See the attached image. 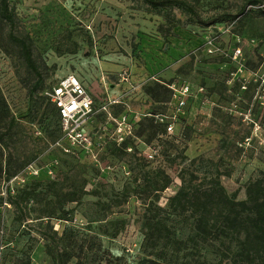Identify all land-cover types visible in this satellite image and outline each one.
<instances>
[{"label":"rangeland","instance_id":"1","mask_svg":"<svg viewBox=\"0 0 264 264\" xmlns=\"http://www.w3.org/2000/svg\"><path fill=\"white\" fill-rule=\"evenodd\" d=\"M175 1L187 2L196 15L177 3L153 7L145 0H9L15 24L0 21V264H217L214 251L199 243L195 220L202 204L210 210L219 196L200 203L194 196L205 194L212 177L228 197L244 200L249 180L264 172V0ZM139 15L158 30L162 44L155 50H138ZM108 18L111 30H95L93 22ZM233 22L220 41L226 54H203L207 29L216 33ZM174 23L185 30V42L169 39L181 38ZM119 30L128 62L120 65L129 72L135 65L160 74L161 53L186 48L172 56L168 79L143 88L149 112L170 116L165 84L173 81L203 86L209 103L191 118L188 105L168 135L167 119L142 117L126 146L105 145L96 162L65 151L70 146L59 140L47 92L87 66L91 81L102 86L93 70L105 72L99 65L106 59L96 52ZM12 34L28 43L39 73ZM237 47L241 54L234 57ZM113 76L109 82L117 83ZM104 121L97 117L92 129ZM116 127L110 125V134ZM183 183L185 209L171 205Z\"/></svg>","mask_w":264,"mask_h":264},{"label":"trees","instance_id":"2","mask_svg":"<svg viewBox=\"0 0 264 264\" xmlns=\"http://www.w3.org/2000/svg\"><path fill=\"white\" fill-rule=\"evenodd\" d=\"M146 3L153 7L161 4H178L196 15L193 8L185 1L175 0H145ZM264 13V9H263ZM197 17V16H196ZM0 21L9 23L12 27L15 24L14 11L10 7L9 0H0ZM213 21L207 23L210 25ZM176 24H172L175 26ZM10 38L19 43L22 48V55L27 65L36 73H39L35 66L31 50L28 43L24 39L15 37L13 34ZM170 84H165L167 88ZM160 88V86L157 84ZM170 89V88H169ZM173 94L171 90V95ZM52 106L59 128V140L63 139L60 117L56 107L49 101ZM103 115V114H102ZM152 113V118H155ZM101 117V114H100ZM14 124L11 120L10 127ZM110 130V127L106 128ZM111 142H107L106 146ZM3 143V137L0 136V144ZM117 144V143H116ZM126 146V141L122 143ZM77 155V153H74ZM2 167L0 166V175ZM1 178V176H0ZM185 183V182H184ZM182 185L180 191L171 199V205L174 207L186 208L183 204L182 197H188L186 194V186ZM210 188L206 190L203 196H194L196 202L200 203L204 196L209 194H217L219 196L215 206L204 210L196 218L195 235L204 248L211 249L215 253L217 264H264V172H260L256 177L249 180L246 186V198L238 200L235 195L228 197L219 180L209 178ZM202 192V191H200ZM183 195V196H182ZM222 198H221V197ZM154 235V234H150ZM148 235L146 234V238ZM151 239V237H149ZM148 264H160L157 261H150Z\"/></svg>","mask_w":264,"mask_h":264},{"label":"crops","instance_id":"3","mask_svg":"<svg viewBox=\"0 0 264 264\" xmlns=\"http://www.w3.org/2000/svg\"><path fill=\"white\" fill-rule=\"evenodd\" d=\"M107 10H105L106 12ZM124 11V17H127L125 8L122 10ZM101 11L98 10L97 16H99ZM112 19L108 18L105 20H98L97 23L93 22L92 25L97 28H100V30L105 33V28L107 31L111 30L112 26L110 24V21ZM136 26H134V32L137 34L135 43H138V50L144 49V46L146 45L148 48L147 50H155L158 45H161L162 42L160 40V36L158 33V30L152 24L149 20H145L142 15L136 16L135 19ZM124 25L127 26L126 23L122 21L121 26ZM178 25L173 26V33L180 36V40L177 38L169 37L171 41L175 40L177 42H185L184 41V34L185 30L183 28H175ZM215 27H220L219 24H217ZM120 29V28H119ZM120 34L116 36L115 39H107L105 44L102 46V51L96 52L97 59L102 57L106 60L101 62L99 67L100 69L105 70V72L99 70L95 71L93 70V73H95L97 78H101V81L103 82L102 86H96L94 82L90 79V69L89 67H84L81 69L80 74H77V76L81 79V81L84 83L86 88L88 89L89 93L93 96L95 100V108L100 109L104 105H107L108 110L110 113L115 117H121L126 115L128 117L129 122L133 125L137 123L142 117L146 116H152V113L156 114L155 118H167L170 117L174 113V102L171 100V107L172 112L170 116H164V115H158L156 112H149V106L147 105V97L143 95V88L147 85V83L150 82V80H157V77H161L162 79L167 78L170 75V71L172 70V58L176 56V58L179 57V53H186V48H181L180 50L177 49L175 46H172L170 48L165 49L163 51L164 53H161L164 55V58H162V63H164V67L161 69V73L157 74L156 68H147V69H136L133 70L135 65H131V71L129 72L128 69H125L120 65L122 64H128V62H124L122 59V54L120 53L121 50L119 46L122 48L124 45V38L123 35L125 32H121L119 30ZM143 31L148 34H143ZM115 33V32H114ZM113 33V35H114ZM168 39V40H169ZM174 45V44H173ZM100 48V47H99ZM189 48H187L188 51ZM166 52V53H165ZM99 53V54H98ZM173 56V57H172ZM88 63V61L86 62ZM172 64V65H171ZM113 74H118V82L112 83L109 82V76L111 75V78H114ZM137 74V75H136ZM171 77L172 74H171ZM182 81H173V83H178ZM151 83V82H150ZM183 83V82H182ZM186 83V82H184ZM170 84V85H171ZM187 84V83H186ZM168 85V87L170 86ZM189 85V84H188ZM194 95L189 100V112L188 117H192V115L196 116L199 113H203V107L204 103L202 102V95L199 93V89L203 86L199 87H192ZM204 88V87H203ZM113 100H116V103L111 104ZM214 105V104H213ZM100 114L102 117H105L104 123H106V115L102 112L95 116L96 118H100ZM194 116V117H195Z\"/></svg>","mask_w":264,"mask_h":264},{"label":"built area","instance_id":"4","mask_svg":"<svg viewBox=\"0 0 264 264\" xmlns=\"http://www.w3.org/2000/svg\"><path fill=\"white\" fill-rule=\"evenodd\" d=\"M223 29L210 32L211 28L207 29L205 34L204 48L202 50L205 55L226 54L227 48L220 46V41L224 34L231 33L234 28L233 23L223 25ZM214 29H218L215 27ZM239 41V40H238ZM241 48H235L234 57L241 54ZM172 90V100L174 102V113L167 118H161L164 122L167 119L169 126L167 127V135L171 134L174 129L175 122L185 116L186 107L190 98L194 95L190 85L182 82L173 83L169 86ZM199 93L202 95L204 105L209 103L205 97V88H200ZM48 100L56 107L61 123L63 139L69 143V148H66L67 153H83L90 156L94 161L98 162L101 152L104 151L107 140H112L117 144L124 143L133 134V125L128 120L126 115L121 117L113 116L108 110L107 105L100 109L95 108V100L89 93L88 89L75 74H69L62 78L55 86L47 92ZM116 103L113 100L111 104ZM106 115V125L92 129L95 121V116L99 113ZM116 124V134H110L106 128ZM95 130V132H92ZM95 134H99V141H94ZM152 158V156H150Z\"/></svg>","mask_w":264,"mask_h":264}]
</instances>
